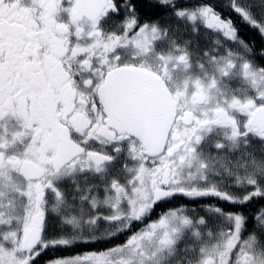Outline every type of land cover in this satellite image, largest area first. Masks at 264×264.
Returning a JSON list of instances; mask_svg holds the SVG:
<instances>
[{
	"label": "snow or ice",
	"instance_id": "6c2138e0",
	"mask_svg": "<svg viewBox=\"0 0 264 264\" xmlns=\"http://www.w3.org/2000/svg\"><path fill=\"white\" fill-rule=\"evenodd\" d=\"M0 264H264V0H0Z\"/></svg>",
	"mask_w": 264,
	"mask_h": 264
}]
</instances>
